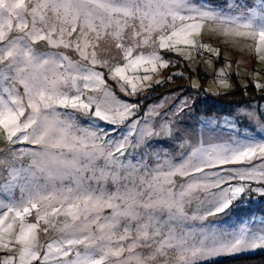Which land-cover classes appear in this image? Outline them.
<instances>
[{
    "label": "snow or ice",
    "instance_id": "1",
    "mask_svg": "<svg viewBox=\"0 0 264 264\" xmlns=\"http://www.w3.org/2000/svg\"><path fill=\"white\" fill-rule=\"evenodd\" d=\"M206 28L264 63V0H0V264H205L264 250V219L208 226L252 194L264 202V135L242 128L264 132V111L205 113L195 132L185 117L198 96L142 108L184 77L160 75L179 62L168 54L189 67L220 57ZM230 67L216 72L223 91H205H233Z\"/></svg>",
    "mask_w": 264,
    "mask_h": 264
},
{
    "label": "rangeland",
    "instance_id": "2",
    "mask_svg": "<svg viewBox=\"0 0 264 264\" xmlns=\"http://www.w3.org/2000/svg\"><path fill=\"white\" fill-rule=\"evenodd\" d=\"M213 2L215 5L220 6L224 4L225 0H213ZM228 2L231 4L234 3V0H228ZM201 39L205 43H211L214 46H219L221 48V55L219 58L214 56L211 57V65L203 62V60L208 58V54H205L204 57L197 56L196 60L192 62L190 67L175 55L168 54L169 59L178 60L179 62L174 67H169L168 69L161 70L160 73L161 76L167 77L175 72H183L184 78L187 79L188 84V88L178 89L177 91L170 93L164 97L162 96V98L173 96L199 97L200 102L196 105L195 114L190 113L185 117L187 124L190 126V130L199 132L200 126L198 125L197 121L198 119H205V113H208L213 118H215L223 112L228 113L239 111L240 107H243V109L245 110L251 109L264 111V91H261L254 86L255 76L253 75L255 71H260L259 82L264 83V63H257L256 60L253 59L252 56L247 52L221 44L219 37L210 32L207 28L204 30ZM229 64L231 65V67L227 68V71L230 73L227 78L232 84L233 88L235 89L237 87H241L247 94H250V96L253 97L252 99L247 98L243 102V105L230 108L226 106L221 107L224 105H221L220 103L215 101L214 97L216 95L210 94V92L223 91V89H220L217 84L216 72L218 69L225 68L226 65ZM173 80H175L174 77ZM193 81H197L199 83V89H194L191 87ZM242 85H246L247 87H242ZM250 86L251 89L249 88ZM205 90H210V92H206ZM118 95H120L121 98L128 100L129 102L135 101V98L124 97L123 94L120 93H118ZM153 97L155 98V96H153L151 93L147 96L146 100H142V108L145 105H151L157 101H161L162 99L159 98L155 100L153 99ZM226 109H228L227 112H225ZM242 128L246 130L247 134L249 135H256L257 137H259L260 135H264V132H262L259 125L255 123L249 124L248 122H244ZM249 218H254L256 221L264 219V202H262L256 194H252L250 201L246 200L244 205H242L238 210L229 213V215H221L216 218H210L211 223L208 226L229 229L239 226L241 221H247L249 220ZM261 253H264V250L257 249L255 251H248L236 255H224L216 257L211 261H207L205 262V264L219 262L228 258L256 255Z\"/></svg>",
    "mask_w": 264,
    "mask_h": 264
},
{
    "label": "trees",
    "instance_id": "3",
    "mask_svg": "<svg viewBox=\"0 0 264 264\" xmlns=\"http://www.w3.org/2000/svg\"><path fill=\"white\" fill-rule=\"evenodd\" d=\"M166 73V72H165ZM168 75V74H167ZM165 75V76H167ZM172 83H166L163 86L155 87L152 90V95L155 96L153 99L162 98L170 93H173L181 88H188L187 79L184 77H174ZM253 87V86H252ZM251 89V86L249 87ZM252 99L253 97L250 94H247L245 90L241 87L235 88L227 95L215 96L214 99L216 102L220 103L221 107H234L243 105V102L247 99ZM228 109L225 110L227 112ZM224 113V112H223ZM210 264H264V253L256 255L241 256L236 258H228L219 262H214Z\"/></svg>",
    "mask_w": 264,
    "mask_h": 264
}]
</instances>
